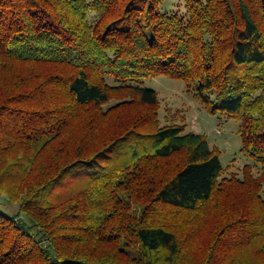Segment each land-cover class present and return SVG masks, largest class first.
Segmentation results:
<instances>
[{"label":"trees","instance_id":"trees-1","mask_svg":"<svg viewBox=\"0 0 264 264\" xmlns=\"http://www.w3.org/2000/svg\"><path fill=\"white\" fill-rule=\"evenodd\" d=\"M164 1L0 0V264H264V0ZM161 75L240 122L260 176L160 126Z\"/></svg>","mask_w":264,"mask_h":264},{"label":"rangeland","instance_id":"rangeland-1","mask_svg":"<svg viewBox=\"0 0 264 264\" xmlns=\"http://www.w3.org/2000/svg\"><path fill=\"white\" fill-rule=\"evenodd\" d=\"M161 11L184 15L187 10L184 0H165ZM98 19L96 13L90 14V20L93 23H96ZM111 83L114 84L113 81ZM142 87L155 90L158 94L160 126L173 123L185 125L186 133L201 134L208 139L211 148L217 149L220 154L221 163L226 170L225 177L235 175L242 178L247 165L253 168L255 176L261 175V165L243 151L238 120L229 118L226 114L211 113L195 92L189 90L188 85L181 80L161 75L143 80ZM0 205L13 215L19 211L18 205L9 204L4 197H0ZM204 219L205 223L200 225L203 234L198 236L202 242L207 239L208 231L213 229L216 218L213 214L208 219L204 215Z\"/></svg>","mask_w":264,"mask_h":264}]
</instances>
